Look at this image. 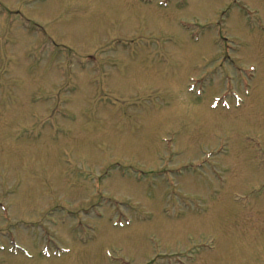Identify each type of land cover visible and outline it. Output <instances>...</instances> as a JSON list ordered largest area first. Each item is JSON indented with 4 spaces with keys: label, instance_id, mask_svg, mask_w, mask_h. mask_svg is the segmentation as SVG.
<instances>
[{
    "label": "rangeland",
    "instance_id": "374dc122",
    "mask_svg": "<svg viewBox=\"0 0 264 264\" xmlns=\"http://www.w3.org/2000/svg\"><path fill=\"white\" fill-rule=\"evenodd\" d=\"M0 205V264H264V0H0Z\"/></svg>",
    "mask_w": 264,
    "mask_h": 264
},
{
    "label": "bare ground",
    "instance_id": "6f19581e",
    "mask_svg": "<svg viewBox=\"0 0 264 264\" xmlns=\"http://www.w3.org/2000/svg\"><path fill=\"white\" fill-rule=\"evenodd\" d=\"M199 42H201V39L199 40ZM249 95H250V92H249ZM131 225H132V224H131ZM131 225H130V226H131ZM125 227H126V226L124 225L123 228H125Z\"/></svg>",
    "mask_w": 264,
    "mask_h": 264
}]
</instances>
